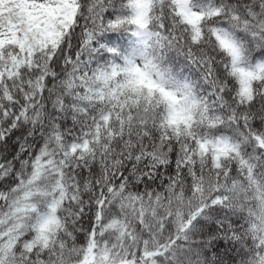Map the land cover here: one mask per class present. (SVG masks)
I'll return each mask as SVG.
<instances>
[{
	"label": "snow or ice",
	"instance_id": "6c2138e0",
	"mask_svg": "<svg viewBox=\"0 0 264 264\" xmlns=\"http://www.w3.org/2000/svg\"><path fill=\"white\" fill-rule=\"evenodd\" d=\"M0 264H264V0H0Z\"/></svg>",
	"mask_w": 264,
	"mask_h": 264
}]
</instances>
